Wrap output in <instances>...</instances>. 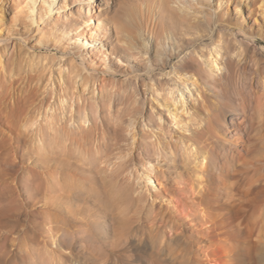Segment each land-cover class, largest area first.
Listing matches in <instances>:
<instances>
[{
	"label": "bare ground",
	"instance_id": "6f19581e",
	"mask_svg": "<svg viewBox=\"0 0 264 264\" xmlns=\"http://www.w3.org/2000/svg\"><path fill=\"white\" fill-rule=\"evenodd\" d=\"M99 1L106 6L105 15L95 10L94 3ZM217 1L222 7L223 0ZM226 1L229 7L230 0ZM111 4L110 0H0V16L6 13L10 18L6 38L0 37V100L15 98L18 109L13 122L19 141L30 156L50 165L44 178L46 193H56L57 188L66 199L54 204L57 213L50 216L49 239L56 245L52 253L57 264H68L62 252L78 244L92 247L95 259L108 257L103 251L104 239L110 230L118 232L115 225L120 226L114 222L120 221L114 207L125 206L121 200L130 194L122 177L134 175L138 182L144 178L125 159L138 150L147 153L151 148L157 153L152 149H158V143H152V148L148 141L156 137V142L162 143L154 127L163 131V114L171 112L168 106L166 113H156L153 96L161 95L176 108L180 104L185 112L184 91L192 93L191 79L197 77L208 92L226 89L233 72L231 60L234 55L242 57L235 30L213 40L217 27L243 29L245 15L239 0L231 7L235 10L232 17L217 13L212 0H118L116 11ZM72 11L80 15L75 19ZM87 13H94V21L91 15L84 16ZM249 13V18L255 19L251 8ZM105 47L110 48V58L102 55ZM99 64L103 66L102 79L98 77L102 72L95 70ZM105 75H121L125 80L106 79ZM171 76L184 79L183 88ZM254 95L256 114L250 123L245 116L251 108L246 97L235 107L227 106L222 96L216 102V109L227 106L243 113L233 127L231 157L214 142L223 129L217 122V110H213L204 140L195 138L196 143L186 146L189 158L194 162L201 159L202 168L228 172L237 170L244 157L259 154L264 139L260 136L263 110L260 97ZM147 103L152 106L150 111ZM147 129L150 145L137 140L138 132L145 134ZM87 203L93 209L85 207Z\"/></svg>",
	"mask_w": 264,
	"mask_h": 264
},
{
	"label": "rangeland",
	"instance_id": "374dc122",
	"mask_svg": "<svg viewBox=\"0 0 264 264\" xmlns=\"http://www.w3.org/2000/svg\"><path fill=\"white\" fill-rule=\"evenodd\" d=\"M110 1L111 8L118 10V0ZM226 2L223 0L224 7H220L217 0H212V7L217 13L222 15L226 12L232 17L235 10L231 7L238 0H230L229 7ZM239 2H242L245 15L243 29L217 27L213 35V40L219 39L222 33L235 30L238 46H241L242 57L237 59L234 55L231 60L233 72L226 89L208 92L203 82L196 81L197 77L191 79L190 84H194L192 93L186 95L184 91L185 112L180 104L176 108L173 102L162 99L161 95L153 96L156 113H166L168 106L171 112L163 114V131L154 127L161 144L159 140L156 142V137L150 140L148 129L145 134L138 132L137 140L144 141L148 137L150 147L158 143V149L157 146L152 147L157 153H153L151 148L147 153L138 150L139 157L133 153L132 157L125 159L134 172L138 171L145 179L140 175L142 181L139 183L134 175L131 179L122 177L124 184L129 185L130 194L121 200L125 206L116 204L114 207V213L117 210L119 218L116 220H120L114 222L121 227L115 225V228L119 227L115 229L118 234L110 230V236L105 238L107 242L104 239L103 251H107L108 257L95 259L92 247L78 244L75 249L63 250L68 264H264V139L259 154L244 157L235 167L237 170L228 172L213 167L202 168L201 159L194 162L185 151L187 145L196 143L195 138H199V142L204 140L210 114L217 110L215 115L223 131L218 133L214 142L223 154L231 157L235 147L231 144L234 140L233 127L240 123L243 113L227 109V106L235 107L246 97L244 99L247 104L250 102L251 108L247 105L249 109L245 116L250 123L256 114L255 93L260 97L263 110L260 136L264 138V0ZM94 4L97 13L106 14L104 3L99 1ZM250 8L255 19L249 18ZM72 12L75 19L80 15ZM90 15L91 21H94V13L84 14L85 17ZM0 20V37L6 38L10 18L4 13ZM17 27L22 29L20 25ZM104 50L106 52L102 55L110 58V48L105 47ZM101 67L99 64L95 70L102 72ZM98 77L102 79L103 72ZM105 77L110 79L115 76ZM115 78L125 80L121 75ZM171 79L183 88L184 79L172 76ZM220 96L226 99L227 106L216 109ZM10 100H0V264H53L52 252L57 249L56 245L53 246L54 239H49L52 237H49L50 216L57 210L54 204L65 203L66 199L57 188L56 193H46L44 178L50 165L38 156H30L19 141L20 134L14 123L18 105L15 98ZM151 107L147 103L146 109L150 111ZM127 150L122 156L127 154ZM196 150L194 147L193 151ZM121 161L118 159V162ZM90 206V203L85 204L87 208ZM113 253L115 256H112Z\"/></svg>",
	"mask_w": 264,
	"mask_h": 264
}]
</instances>
